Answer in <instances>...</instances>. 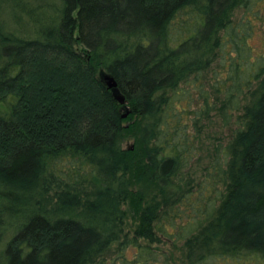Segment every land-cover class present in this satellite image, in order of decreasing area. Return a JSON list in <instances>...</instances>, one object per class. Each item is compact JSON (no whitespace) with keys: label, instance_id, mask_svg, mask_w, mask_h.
Masks as SVG:
<instances>
[{"label":"trees","instance_id":"trees-1","mask_svg":"<svg viewBox=\"0 0 264 264\" xmlns=\"http://www.w3.org/2000/svg\"><path fill=\"white\" fill-rule=\"evenodd\" d=\"M1 2L0 264L264 262V55L232 26L249 0ZM214 65L223 100L194 120L214 104L234 128L200 181L174 102Z\"/></svg>","mask_w":264,"mask_h":264},{"label":"rangeland","instance_id":"rangeland-1","mask_svg":"<svg viewBox=\"0 0 264 264\" xmlns=\"http://www.w3.org/2000/svg\"><path fill=\"white\" fill-rule=\"evenodd\" d=\"M17 15L20 16V19L16 18V20L22 25L28 26L27 13L25 11H18ZM13 21L15 20L13 19V13L9 5L6 2L2 3L0 0V24L10 25L14 24ZM245 24L247 26L249 24L250 26V34H248L245 44L249 51L247 60L250 62L254 55H264V0H249L248 8L241 6L234 10L232 15V26L234 29L239 31L241 27L246 26ZM78 48L83 50L82 45H78ZM216 67L214 65L211 69L200 72L199 75H191L186 82L179 84L176 92L181 94V96L179 98L176 96V101L174 102L179 109H183L181 121L186 123L184 133L188 138L187 155L189 157L187 166L183 168V173L186 176V170L188 166H191L189 170L190 177L195 180L199 178L200 181H203V167L215 155V147L219 145V149L223 148V145L231 135L232 128H234V117L223 122L224 120L221 114L217 112L214 104L210 106L211 109L207 117H200L198 120H194L195 111L203 107L202 96L207 94L209 102L215 96L218 97V101L223 100V95L213 92L212 86L221 85L220 82L223 80L222 77L225 76L226 71L219 69L221 73L215 75L213 71ZM122 111H125V114H127L128 108H123ZM232 115L233 112L230 113L231 117ZM170 121L169 126L172 127L176 122V117L171 118ZM132 144L133 139L129 136L123 141L122 146L126 148ZM160 246H163L167 251H173L175 259L178 260V250L173 249L169 243L160 244ZM179 264H182V261ZM219 264H264V262L261 263L254 259L241 258L226 259Z\"/></svg>","mask_w":264,"mask_h":264},{"label":"water","instance_id":"water-1","mask_svg":"<svg viewBox=\"0 0 264 264\" xmlns=\"http://www.w3.org/2000/svg\"><path fill=\"white\" fill-rule=\"evenodd\" d=\"M103 81H105L108 88L113 89L114 97L119 103L123 104L125 102L124 96L116 89V82L109 75H102ZM124 114L123 116H125Z\"/></svg>","mask_w":264,"mask_h":264}]
</instances>
